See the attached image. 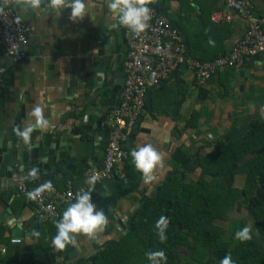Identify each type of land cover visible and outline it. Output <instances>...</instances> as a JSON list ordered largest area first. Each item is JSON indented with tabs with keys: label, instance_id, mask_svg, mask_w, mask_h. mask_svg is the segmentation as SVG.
Masks as SVG:
<instances>
[{
	"label": "crops",
	"instance_id": "crops-1",
	"mask_svg": "<svg viewBox=\"0 0 264 264\" xmlns=\"http://www.w3.org/2000/svg\"><path fill=\"white\" fill-rule=\"evenodd\" d=\"M252 3L257 14L264 16V0ZM85 4V17L73 23L68 9L56 14L51 9L45 11L42 4L38 11L22 12L17 3L14 10L19 22L30 28L27 43L22 47L24 60L10 63L0 46V76H4L3 81L0 79V143L12 144V128L23 131L35 124L29 115L35 105L42 108L49 121L47 128H35L29 137L28 142L42 144L36 149L39 158L34 159L35 167L26 165L22 174L20 164L10 178H0V264H15L22 249L32 253L42 248L46 253H55L51 249L55 223L70 203L58 204L56 220L40 223L38 210L27 195L34 192L37 181L36 177L28 178L30 169L37 170L38 181L51 182L61 191L71 186L77 194L86 190V169L103 165L108 138L103 122L117 105V88L124 83L125 71L121 68H125L128 37L125 28L109 13L106 0H85ZM153 6L188 43L189 57L203 62L232 52L248 31V23L237 13H232L230 23L212 22L213 14L224 10L225 0H154ZM113 24L118 26L113 28ZM260 55L247 59L239 68L219 72L204 87H199L186 66H181L150 90L149 111L142 115V110L136 122L138 128L133 130L134 138L129 144L131 135L125 147L129 156L125 176L113 179L117 187L92 196L96 210L103 211L106 217V225L92 238L78 235L77 246H71L73 249L68 252L71 255L55 253L56 264H101V253L128 237L138 216L167 186L158 197L156 189L176 175L182 176L189 162L183 165V159L190 155L205 157L213 144L230 131L231 140L238 139L256 120L264 121V53ZM107 102L112 106L108 111L102 110ZM20 142L25 144L23 139ZM145 144H152L162 157L161 166L147 180L135 168L130 155ZM41 148L44 153L49 152L47 162L41 157ZM60 163L63 165L59 166ZM189 172L182 176L186 182H191L193 176ZM15 175L20 179L23 176L28 184L25 196L17 193ZM116 191L125 194L113 205L110 198ZM147 198L149 202L142 207L141 201ZM32 217L36 218L37 228L31 229ZM119 220L131 223V230L122 229ZM17 229L21 230L19 237L13 236ZM31 232L38 235L31 239ZM105 244L110 245L102 249Z\"/></svg>",
	"mask_w": 264,
	"mask_h": 264
},
{
	"label": "trees",
	"instance_id": "trees-1",
	"mask_svg": "<svg viewBox=\"0 0 264 264\" xmlns=\"http://www.w3.org/2000/svg\"><path fill=\"white\" fill-rule=\"evenodd\" d=\"M263 147L264 121L256 120L241 138L231 140L201 158L197 169L200 176L196 182H186L178 175L173 177L159 198L138 216L128 237L101 253V264H150L146 253L158 250L165 252L166 264H178L179 261L181 264H220L209 256L218 250H226L232 264H264V200L251 210V219L250 215L240 219L230 216L239 200L245 201L254 194L258 175H264V153L252 157ZM192 159L190 155L182 164L186 165ZM235 164L238 169L233 175L213 177L225 173ZM235 175L244 177L242 189L232 186ZM172 197L181 198L173 202L169 213L171 222L179 223L182 229L179 234L174 233V228L164 229L163 225L157 224L161 217L164 220ZM219 220L226 221L227 227L216 225ZM243 227L249 228L251 239L241 242L235 239V233ZM186 229L191 231L185 233ZM160 235L165 238L164 242L159 240ZM179 235L187 237L179 242ZM190 235L194 236V241L188 239ZM179 243L185 255L176 259ZM138 246L141 249L135 251ZM206 258H209L208 262Z\"/></svg>",
	"mask_w": 264,
	"mask_h": 264
},
{
	"label": "built area",
	"instance_id": "built-area-1",
	"mask_svg": "<svg viewBox=\"0 0 264 264\" xmlns=\"http://www.w3.org/2000/svg\"><path fill=\"white\" fill-rule=\"evenodd\" d=\"M153 3L154 0H151L148 5L151 19L143 33L135 35L125 28L128 37L125 79L117 105L109 110L103 122L108 131L103 165L101 168L86 169V190L92 176L96 177L94 185L125 176L124 167L129 157L126 144L145 107L147 93L161 81L173 75L181 66H186L197 85L204 87L219 72L239 68L247 59L264 53V16L257 14L252 0H225L224 10L213 14L212 22L230 23L232 13H237L248 23V31L232 52L206 62L187 57L183 36L170 28L168 19L156 10ZM16 4L17 0H0V46L7 54L15 56L17 61H23L25 53L22 47L27 43L30 28L17 22ZM15 178L18 195L25 196L29 192L26 180L17 175ZM75 197L71 186L61 191L52 185L51 191L32 199L40 223L56 220L59 217L58 204L71 203Z\"/></svg>",
	"mask_w": 264,
	"mask_h": 264
},
{
	"label": "clouds",
	"instance_id": "clouds-1",
	"mask_svg": "<svg viewBox=\"0 0 264 264\" xmlns=\"http://www.w3.org/2000/svg\"><path fill=\"white\" fill-rule=\"evenodd\" d=\"M151 0H106L107 9L111 16L118 21L120 27L127 28L135 35H140L149 26L151 19V9L148 6ZM18 6L22 12H32L41 9L44 4V10L51 9L56 14H61L63 10H70L69 19L75 23L82 20L86 15L85 0H17ZM20 17H17L19 22ZM113 24L112 27L118 26ZM211 43V41H209ZM34 118L35 124H29L24 127L23 131L14 129L16 134L22 137L24 143H28L30 134L35 128L41 130L49 126V121L45 118L42 108L39 105L33 106L30 114ZM132 162L135 168L143 173L145 180L150 178V174L157 167L162 164V157L156 151L152 144H145L130 152ZM37 170L32 168L29 170L28 178H35ZM96 182V177L89 178V188L87 190L81 189L77 192L75 201L70 203L68 207L63 210L61 218L56 221V233L51 239V249L56 252L63 253L69 246H77V236L84 235L88 238L94 237L98 231H102L107 223L103 211H97L92 202V185ZM51 182H44L39 185L34 192L28 193L29 199L38 197L45 191H51ZM158 226L164 224L161 219L157 222ZM33 235H38L34 232ZM235 239L241 242L250 240L249 228L243 227L235 233ZM159 240L164 242L165 238L160 235ZM14 243L16 241H13ZM146 257L150 264H166V256L163 250L146 253ZM220 264H232L230 258L226 255L220 261Z\"/></svg>",
	"mask_w": 264,
	"mask_h": 264
},
{
	"label": "water",
	"instance_id": "water-1",
	"mask_svg": "<svg viewBox=\"0 0 264 264\" xmlns=\"http://www.w3.org/2000/svg\"><path fill=\"white\" fill-rule=\"evenodd\" d=\"M186 44V50H187V57L190 56V53H189V45L187 42H185ZM8 57L10 58L9 62H16V63H21L20 61H16V58L15 56H11L9 54H7ZM261 56V55H260ZM259 58V55L256 57V59ZM17 65V64H16ZM247 66H252V63L250 65H247ZM246 66V67H247ZM123 70V72L125 71V68L122 67L121 68ZM246 70V69H245ZM243 74V73H240V75ZM4 78V76H0V79L3 81L2 78ZM125 79V76L124 78ZM124 81V80H123ZM123 83V82H122ZM122 86L123 85H119V87L117 89H119L121 91L122 89ZM237 86V84H236ZM119 91V93H120ZM118 93V95H119ZM151 92L149 91L147 96H146V105L144 107V111L142 113V115L145 113V111H149V94ZM148 97V98H147ZM116 98V97H115ZM117 104V103H116ZM112 106L111 102H107V105H105L103 107L102 110H105V111H108L110 109V107ZM116 106V105H115ZM101 111V110H100ZM97 119V117L95 118ZM141 120V117L140 119ZM65 122V121H63ZM20 122H16V124L18 125ZM98 124H101L100 123V120L98 121ZM97 128H99V125H96ZM8 130H9V127H7ZM138 128V125L135 126V130ZM5 129H6V126H5ZM12 131H14V129L12 128ZM11 131V132H12ZM238 129H235V132H237ZM10 132V135H9V138L11 139L12 141V144L9 143L7 144V146H4L0 143V178H4V177H11L16 169L17 166H19L21 164L20 167H22L23 169H19L20 173L22 174H25V171H26V168L25 166L30 164L32 167H35V165L33 164L34 162V159H36L37 157L39 158V154H36V149L40 146L42 147V144L39 143H35V142H31V143H34L33 145H31L30 142L28 143H25L23 145H21V140L22 138L21 137H18L16 134H11ZM246 131L243 132V134L245 133ZM106 135L108 137V131H106ZM134 136L132 135V137L130 138L129 140V144L132 142ZM20 139V141H19ZM232 139V132L230 131L229 132V135H227L226 137L218 140L217 142H215L213 144V149H217L218 147H221L223 146L224 144H226L227 142H229L230 140ZM108 140V138H107ZM44 145V144H43ZM32 150V153H30V151ZM40 153L41 154V157H45L43 158L44 160L46 159V162H47V159L50 157L49 156V152L48 153H44V149L41 148L40 149ZM264 153V147L262 149H260L259 151H257L256 153H253L252 154V157H255V156H258V155H261ZM38 155V156H37ZM42 159V160H43ZM200 160V157L199 156H196L194 157L187 165L186 169H184L182 172H181V175L184 176L185 173L191 171L193 169V167H196L198 162ZM44 162V161H43ZM42 162V163H43ZM43 165V164H41ZM63 165V163L59 164V166ZM238 169V165L235 164L233 166H231L225 173H222L220 176L222 177H227V176H230L232 175L236 170ZM39 170H42V167L40 166L39 167ZM141 175V174H140ZM215 176H219V174H216ZM21 178H23V176H21ZM260 183H261V202H263L264 200V186H262V183H264V175H260ZM35 181L34 182V188L33 190L35 191V189L38 187L37 185H39V183H42L43 181L42 180H39L37 179V175H36V178H35ZM169 183V180L166 181L165 184H163L162 186L158 187L156 189V197L159 196V193L161 191L162 188H165L167 186V184ZM111 187H117V185L114 183L113 180H106V181H103L99 184L96 185V187L93 188V191H92V196H94L97 192H101V191H105V190H109ZM259 191V192H260ZM122 194H125V192H122V193H119L118 191H116V194L110 198V200L113 202V205H115V203L119 202V199H121V197H123ZM258 197H259V194H258ZM149 198L141 201L142 202V207L146 206V204L149 202ZM177 200H179V198H173L171 202H169V209L166 211V214H165V225L166 223L168 222V216H169V213H170V210H171V207H172V204L173 202H176ZM141 212V210L139 211V213ZM29 222L30 224H34V226H32L31 229H33V227H36L37 228V224H35L36 222V218L35 217H32L29 219ZM118 224L119 226L122 228V229H127L128 231L131 230V223H126V224H123V222L121 220L118 221ZM17 233H15L13 236H17L19 237L21 235V230L17 229L16 230ZM30 237L31 239L34 238V235H33V232H31L30 234ZM110 244H113L110 243ZM110 244H105L102 249H105V248H108ZM69 249H67L66 251H64L63 253H61V256H65L68 254L69 250L70 249H73L71 246L68 247ZM22 254L20 255L19 259L17 261H14L15 264H56V259H55V253H58L56 251H54L55 253H53V251L51 250H47V253L45 252V249H42V248H36L32 251L28 250V249H22L21 250ZM72 252H70L68 255H71ZM64 260V259H63ZM62 260V261H63ZM82 262V261H80ZM79 261L76 263V264H79L80 263Z\"/></svg>",
	"mask_w": 264,
	"mask_h": 264
},
{
	"label": "flooded vegetation",
	"instance_id": "flooded-vegetation-1",
	"mask_svg": "<svg viewBox=\"0 0 264 264\" xmlns=\"http://www.w3.org/2000/svg\"><path fill=\"white\" fill-rule=\"evenodd\" d=\"M200 160H201V158H200ZM200 160H199V162H200ZM199 162H198L197 166L196 167H193V169L189 172L190 175L196 176V179L193 176L191 177V181H193V182H196L199 179V176H200V173L197 170L198 169ZM215 175L213 177H217ZM220 175L221 174H219V176ZM260 175L261 174L258 175L257 180H256L257 187L255 188L254 194L252 196L247 197V199L245 201L239 200L237 202L236 206L234 207V211L232 212V214L233 213H242V212H245L246 215H248V216L250 215L251 216V214H252L251 213V210L257 208L258 206H260V204H261V196H262L261 191H260V189H261V183H260V179L261 178H260ZM236 176L242 177V179H243V185H242L241 188H238L235 185ZM181 179L184 180V178H182V176H181ZM232 186L234 188L242 189L243 186H244V177L241 176V175H235L233 177V179H232ZM262 186H264V183H262ZM258 194H259V197H258ZM243 196H245V193H243ZM176 198H179V200H181L180 197H176ZM239 210L241 212H238ZM165 214H166V212H165ZM165 214H164V224L163 225H165V220H166ZM220 222H221V220L216 221V224L220 225L219 224ZM164 228L165 229H167V228L173 229L174 228L175 229L174 230V233H176V234H179L182 231L179 223H177V222H171V220H170L169 217H168V222L166 223V226ZM187 231L190 232L191 230L190 229L189 230L186 229L185 230V233ZM180 236L181 235L177 236L179 242L182 241V238L187 237V236H184V235H182V237H180ZM188 239L190 241H194V236L190 235V236H188ZM226 252H227L226 250H218L215 253H210L209 256H211V258H213V259H216V261H219L220 262V261H222L225 258ZM175 254H177L176 255V259H178L179 257L181 258L182 256L185 255V253H183L182 245L180 243L177 245V249L175 250ZM208 261H209V258H206V262H208ZM178 264H181V262L179 261ZM192 264H199V263L192 262Z\"/></svg>",
	"mask_w": 264,
	"mask_h": 264
},
{
	"label": "rangeland",
	"instance_id": "rangeland-1",
	"mask_svg": "<svg viewBox=\"0 0 264 264\" xmlns=\"http://www.w3.org/2000/svg\"><path fill=\"white\" fill-rule=\"evenodd\" d=\"M195 179H196V176H193ZM235 185H236V187H238V188H241L242 187V185H243V179H242V177H239V176H236V180H235ZM238 212H241L240 210L238 211ZM231 218L232 219H240V218H242V217H246V213L245 212H242V213H231ZM247 217L249 218V216L247 215ZM252 218V214H251V216H250V219ZM220 225L219 226H222V227H227V223H226V221L225 222H223V221H221L220 223H219ZM250 224V223H249ZM216 225H218V224H216ZM251 225V224H250ZM152 230V229H151ZM134 243V242H133ZM139 249H141V248H139V246H138V248H136V250L135 251H139ZM128 250L130 251L131 250V247L130 246H128ZM145 260H146V258H145Z\"/></svg>",
	"mask_w": 264,
	"mask_h": 264
}]
</instances>
